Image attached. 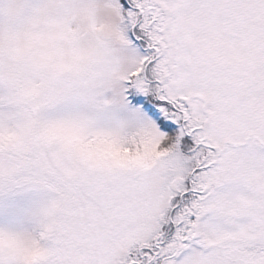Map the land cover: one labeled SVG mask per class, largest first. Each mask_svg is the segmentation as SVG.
<instances>
[{
	"label": "snow or ice",
	"instance_id": "obj_1",
	"mask_svg": "<svg viewBox=\"0 0 264 264\" xmlns=\"http://www.w3.org/2000/svg\"><path fill=\"white\" fill-rule=\"evenodd\" d=\"M0 264H264V0H0Z\"/></svg>",
	"mask_w": 264,
	"mask_h": 264
}]
</instances>
